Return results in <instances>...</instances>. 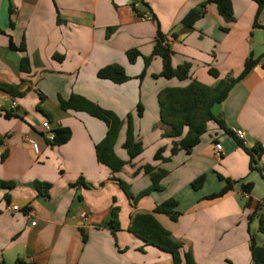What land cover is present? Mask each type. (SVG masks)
Listing matches in <instances>:
<instances>
[{"label":"crops","instance_id":"crops-1","mask_svg":"<svg viewBox=\"0 0 264 264\" xmlns=\"http://www.w3.org/2000/svg\"><path fill=\"white\" fill-rule=\"evenodd\" d=\"M133 1L0 0V180L14 182L12 188L0 189V263L173 264L169 251L130 231L137 213H153L181 245V254L190 251L196 264H254L252 238L264 246L258 216L249 220L254 206L264 202V52L256 55L254 49L257 38L264 50V4L258 27L254 0H232V21L209 3L204 16L187 26L184 17L204 0H144L146 5L136 4L137 10ZM138 11L152 16L143 18ZM158 29L172 49V65L190 64L187 79L153 77L163 67L159 55L139 78ZM130 49L141 54L133 63L127 56ZM251 54L260 57L259 62L213 107L228 129H243L246 140L211 122L199 144L171 154L179 139L166 136L171 127L161 121L159 91L193 79L213 86L222 78L237 77ZM25 56L28 71L21 69ZM113 63L122 65L130 79L115 83L97 76ZM72 94L123 120L114 145L116 155L127 162L121 171L113 173L97 160L96 144L107 125L87 112L61 108L59 98L68 100ZM129 113L135 139L143 147L133 160L123 147ZM45 121L51 129L69 127L71 138L62 145L49 144ZM217 142L221 157L216 155ZM239 142L249 149L262 147L254 168ZM160 148L168 161L154 159ZM146 164L155 172L167 171L160 189L138 198L127 196L122 180L134 196L152 184L143 170ZM201 175L203 184L194 188L192 182ZM227 179L234 181L233 188L209 198ZM243 184L252 185L249 192ZM169 198L178 202L175 220L154 211ZM249 200L251 207L246 206ZM10 204L20 209H9ZM114 206L120 209L116 232L110 226ZM262 212L264 206L258 210Z\"/></svg>","mask_w":264,"mask_h":264},{"label":"trees","instance_id":"trees-1","mask_svg":"<svg viewBox=\"0 0 264 264\" xmlns=\"http://www.w3.org/2000/svg\"><path fill=\"white\" fill-rule=\"evenodd\" d=\"M258 3V12L256 14L255 23L256 27L259 26L258 18L262 10L264 0H254ZM141 3L144 6V0H134L132 6L136 9V4ZM209 3H215L217 5L219 13L228 21H232L233 6L232 0H204L198 7L192 9L183 19V22L187 26H192L196 20L203 17L206 13V8ZM137 10V9H136ZM145 12L138 11L139 16L144 17ZM14 23L10 21L12 27ZM227 30V29H225ZM1 33H4L0 29ZM157 39L154 44L152 54L145 57V68L140 74L139 78L142 79L146 73V68L150 63L153 56L159 55L162 58L163 67L160 74H154L153 77L164 76L166 78L176 77L179 80L187 79L189 76L190 64L188 62L179 64L176 67L172 65V49L160 29L157 31ZM10 47L15 49V45L10 40ZM19 49L25 50L24 45ZM140 52L137 49H130L127 51L128 59L131 63L135 62L140 56ZM260 57L254 58L251 54L244 65L242 72L234 78L220 79L215 85H207L197 79H193L185 86H172L161 89L158 93V103L160 107L161 121L171 127V130L166 134L168 137L178 138L175 141L170 153L174 154L180 149L190 151L193 147L200 143L203 134L209 130V124L211 122L217 123V125L225 129L228 133L234 134L232 130L228 129L225 125L223 118L214 113L213 107L217 103L223 102L229 95L230 91L236 83L244 78L252 68L259 62ZM264 66V63H263ZM30 68L29 59L25 56L21 60V69L28 71ZM209 72L214 77H219V73L210 69ZM97 76L103 79H109L115 83H123L130 79L126 74L122 65L113 63L106 65L99 69ZM16 89L10 88V92H15ZM59 103L62 109H72L75 111H84L93 117L102 120L107 125V132L104 138L96 144V154L99 163L109 167L113 173L119 172L127 163L121 160L114 151V145L117 140L120 128L123 124V120L113 111L107 110L99 106L98 104L90 101L89 99L72 94L68 100L59 98ZM141 104L138 105L137 112L141 116L143 111ZM127 134L123 143V147L127 150L129 159L133 160L139 154L143 152V147L140 141H136L134 136L133 117L129 113L127 115ZM54 132V138L48 140L51 145H62L66 143L72 135L71 129L66 126H56L52 129ZM246 152L250 155L251 167H255L257 163V157L262 151L261 146H255L252 149L244 146L242 142H239ZM163 148H160L155 154V160L168 161L169 156L163 155ZM143 170L149 174L152 184L146 189L134 196L128 184L123 180L120 181V185L129 197H142L150 194L153 190L160 189V180L167 175V171L159 170L154 171V166L146 164ZM205 176L201 175L192 182L194 188L200 187L204 182ZM38 188H41L39 183L36 184ZM234 185V181L227 179V184L216 193L209 195V198H217L225 195L229 192ZM14 182L0 180L1 188H12ZM47 188L50 186L46 184ZM251 184H243L244 191L249 192ZM178 202L175 199L169 198L154 208L155 212L167 213L172 219L177 218L176 211L174 210ZM251 201H247L246 206L251 207ZM261 206H264V202H259L254 206L253 211L249 216V220L257 217L259 218L258 229L264 233V212L258 213ZM119 207L114 206L111 212L110 226L113 231L120 229L119 221ZM130 231L139 236L147 244L155 245L163 250L169 251L173 255V264H196L192 253L190 251L181 254V245L172 239L168 229H166L153 215V213H137L134 218ZM252 260L254 264H264V246L259 245L254 238L250 244ZM5 264V263H0Z\"/></svg>","mask_w":264,"mask_h":264},{"label":"built area","instance_id":"built-area-1","mask_svg":"<svg viewBox=\"0 0 264 264\" xmlns=\"http://www.w3.org/2000/svg\"><path fill=\"white\" fill-rule=\"evenodd\" d=\"M151 16H152L151 13L145 12L143 18H151ZM43 126L46 129V137H47V139L48 140H52L54 138V132L52 131L49 122L48 121H45L43 123ZM233 133H234V135L238 139H240L242 141H245L246 140L245 131L243 129H241V128H235L233 130ZM32 143H33V147H34L35 152L36 153H39V146L36 144V142L34 140L32 141ZM215 147H216V155L218 157H221V155H222V152H221L222 151V145H221V143L220 142H217L215 144ZM8 208L9 209H12V210H19L20 209V207L17 204H10L8 206ZM82 217L83 218H86L87 216H86V214H82ZM32 223L35 224V222H32ZM1 253H2V251L0 249V256H1ZM27 264H30V263L28 262Z\"/></svg>","mask_w":264,"mask_h":264},{"label":"rangeland","instance_id":"rangeland-1","mask_svg":"<svg viewBox=\"0 0 264 264\" xmlns=\"http://www.w3.org/2000/svg\"><path fill=\"white\" fill-rule=\"evenodd\" d=\"M262 41L264 42V38L262 39ZM254 49H255L256 55H259L262 51L264 52V50L259 49L257 38H255V41H254Z\"/></svg>","mask_w":264,"mask_h":264}]
</instances>
